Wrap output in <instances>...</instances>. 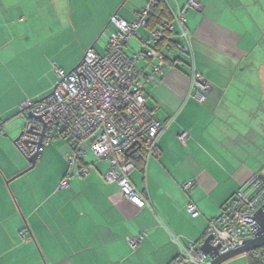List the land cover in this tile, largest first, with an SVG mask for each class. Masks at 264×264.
I'll return each mask as SVG.
<instances>
[{
    "label": "crops",
    "instance_id": "crops-1",
    "mask_svg": "<svg viewBox=\"0 0 264 264\" xmlns=\"http://www.w3.org/2000/svg\"><path fill=\"white\" fill-rule=\"evenodd\" d=\"M188 1L163 3L174 18ZM253 1L200 0L203 11L187 14L193 57L165 52L167 76L147 84V107L167 129L161 156L135 160L130 174L152 206L140 210L105 182L108 164L91 154L85 162L95 170L59 191L69 174L65 139L52 140L36 168L18 177L30 164L16 141L27 123L18 108L52 92L53 66L71 71L88 50H103L115 14L132 22L150 0H0V264H177L171 234L203 241L226 201L264 175V75L251 84L257 39L246 16ZM178 33L176 27L173 41L180 44ZM149 37V29H139L128 54ZM192 65L212 86L203 103L194 98ZM183 132L190 135L186 146ZM187 181L194 183L184 191ZM191 202L197 218L187 212ZM138 236L141 245L132 249L127 238ZM250 263L247 253L225 264Z\"/></svg>",
    "mask_w": 264,
    "mask_h": 264
},
{
    "label": "built area",
    "instance_id": "built-area-1",
    "mask_svg": "<svg viewBox=\"0 0 264 264\" xmlns=\"http://www.w3.org/2000/svg\"><path fill=\"white\" fill-rule=\"evenodd\" d=\"M158 1L150 0L147 7L137 11L132 22L114 16L103 50H88L71 71L54 65L56 79L52 92L38 100L29 99L18 108V114L24 116L27 123L16 144L26 159L37 152L40 157L54 139L68 141L69 174L60 183L59 191L67 189L71 179L85 178L95 170L93 164L85 162V157L91 154L96 161L108 164L104 180L116 184L126 201L140 210L152 208L130 179L136 169L135 160L142 152L146 161L161 156L159 141L167 129V124L159 121L147 107L145 88L147 84L158 85L167 76L163 65L165 52L177 46L180 52L193 57L187 14L191 10L203 11L200 0H189L173 21L165 20L150 31V37L141 41L137 53L128 54L130 40L139 29L148 27L151 8ZM176 27L182 39L180 44L173 41ZM140 61H146L147 66L139 68ZM191 78L194 98L199 103L205 102L211 84L196 72L194 65ZM0 134H3L1 119ZM189 137L188 132H183L179 140L186 146ZM134 151L136 153L129 156ZM193 183L185 182L183 190L189 191ZM262 206L264 181L255 176L226 201L221 215L209 223L203 241L212 237L210 244L217 248L218 255L241 247L254 237L252 225L258 221ZM186 209L193 218L201 215L193 202ZM22 236L24 240L29 238L27 233ZM142 239V236L128 237L127 242L132 249H137ZM171 239L179 248L177 264H210L216 258L213 251L207 256L201 252L203 241L186 240L176 234H171Z\"/></svg>",
    "mask_w": 264,
    "mask_h": 264
},
{
    "label": "water",
    "instance_id": "water-1",
    "mask_svg": "<svg viewBox=\"0 0 264 264\" xmlns=\"http://www.w3.org/2000/svg\"><path fill=\"white\" fill-rule=\"evenodd\" d=\"M115 16L118 17V12L115 14ZM18 116H20V115L18 114ZM18 116L15 117V119H17ZM28 117H31V114H29ZM23 133L24 132H21L19 137H21L23 135ZM38 146L40 147L41 144H38ZM134 153H136V151L131 153L130 156H132ZM38 158H39V154L37 152L31 158L27 159L30 166L23 173H21L18 177L23 176L26 173L35 169L36 165H37ZM257 177L264 181V175L263 174H258ZM8 183H9V181H8ZM252 229L254 232V237L250 240L245 241L241 247H238L235 250H232L227 254L218 255L217 248H213L210 244L212 237H208L205 241H203V243L200 246V250L206 256L212 255L211 252L213 251L216 258H214V260L210 264H225L226 262H228V261H230V260H232L238 256L250 253V252L255 251L257 249L264 248V206H262V208L259 210L258 221L252 225Z\"/></svg>",
    "mask_w": 264,
    "mask_h": 264
},
{
    "label": "rangeland",
    "instance_id": "rangeland-1",
    "mask_svg": "<svg viewBox=\"0 0 264 264\" xmlns=\"http://www.w3.org/2000/svg\"><path fill=\"white\" fill-rule=\"evenodd\" d=\"M259 2H254L251 5V11L249 10V14H246L247 18L250 20L251 32H254L253 36L256 37V44L253 45L254 54L251 58V84L256 85V74L263 72L264 75V0H258ZM248 20V23H249ZM260 27V28H259ZM259 29L263 30V33H259ZM141 46V45H140ZM138 49V50H137ZM134 50V55L137 53L140 48ZM130 53L132 52L131 48L128 49ZM185 55V54H184ZM245 65V64H244ZM242 66L240 72L243 70L245 66ZM240 72L238 73V77H240ZM250 75V74H249ZM25 127L22 132H24ZM264 145V142H263ZM243 256V255H241ZM240 257V256H238ZM237 258V257H236Z\"/></svg>",
    "mask_w": 264,
    "mask_h": 264
},
{
    "label": "trees",
    "instance_id": "trees-1",
    "mask_svg": "<svg viewBox=\"0 0 264 264\" xmlns=\"http://www.w3.org/2000/svg\"><path fill=\"white\" fill-rule=\"evenodd\" d=\"M165 20L173 21L174 18L169 16L168 10L164 6L163 0H159L151 8V14L148 18L147 29L152 31L153 29L160 27ZM163 46H164V42L161 43L160 48H162ZM176 48H177V46H176ZM168 61H170V59H168L166 56L164 62H168ZM171 65H173V66L176 65L175 60L171 61ZM129 156H130V154H129ZM136 160H138V161L139 160L140 161L145 160L144 153L142 152L140 157ZM136 165H137V163H136ZM248 254L251 256V263L250 264H264V248L257 249L255 251L248 253Z\"/></svg>",
    "mask_w": 264,
    "mask_h": 264
}]
</instances>
